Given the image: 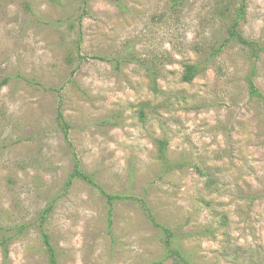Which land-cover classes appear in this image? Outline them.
<instances>
[{
    "label": "rangeland",
    "instance_id": "obj_1",
    "mask_svg": "<svg viewBox=\"0 0 264 264\" xmlns=\"http://www.w3.org/2000/svg\"><path fill=\"white\" fill-rule=\"evenodd\" d=\"M245 5L258 57L228 40L240 0H0V264H50L49 206L58 264H173L137 203L109 219L75 156L105 191L147 199L195 264H264V104L247 83L256 67L264 94V0Z\"/></svg>",
    "mask_w": 264,
    "mask_h": 264
},
{
    "label": "trees",
    "instance_id": "obj_2",
    "mask_svg": "<svg viewBox=\"0 0 264 264\" xmlns=\"http://www.w3.org/2000/svg\"><path fill=\"white\" fill-rule=\"evenodd\" d=\"M245 0H240V6L236 9V17L231 21L229 28H228V34H229V41H236L237 43H240L245 48H248L249 51H251L252 55L258 57L260 51L262 50V47L260 46L259 42L248 40L246 39L240 32V25L241 21L243 20L245 16ZM81 20V17H80ZM78 46H80V42L78 41ZM225 44H222L219 48V50L223 49ZM103 59V57H101ZM201 68L198 67L196 64H187L185 66V71L182 76V80L185 82H190L194 79V77L200 72ZM256 71V67L252 68L249 75L247 76V83L249 86L250 94L252 97L260 99L264 104V94L260 92V90L257 88L255 82H254V74ZM9 81V78H3L0 79V88H2L5 84H7ZM154 89L156 90V85H154ZM57 122L60 128L64 132V136L66 139L69 140V130L70 125L66 121L65 116L61 109V104L58 107L57 111ZM159 143V153H160V161L161 165L163 166L165 171H170L174 169H180V164H174L170 161L167 152H166V140H158ZM75 164L73 169V177L80 178L87 183L99 187L101 191L103 192V195L106 197L107 202L109 204V219L111 220V216L113 215V209L114 204L116 201H129L132 200L133 202L137 203L140 209L143 211L145 216L150 220V222L153 224V226L158 229V233L161 237V242L163 245V251H164V259L171 260L173 264H195L193 260L192 254L184 247V239L182 235L178 232H176L172 227L165 225L162 223L157 215L154 213L151 205L149 204V201L145 199L144 197L136 198L133 195L128 194H119V193H109L102 189L99 184L95 181L93 174H89L82 170L80 161L75 156ZM196 171L201 175H206L207 173L200 167L195 166ZM208 185L212 186L213 179L209 178L207 181ZM71 183V180L68 181V184ZM207 185V183H206ZM52 210V207H47L42 215H41V223L40 227L42 230V235L44 239V244L46 246V250L50 257V264H58L57 263V257H56V250L54 245L52 244V241L50 239V236L44 229V224L48 219V215L50 214ZM6 229L0 225V230ZM27 229L26 224H21L18 227L19 232H23ZM210 231V229H207ZM13 237V235L4 236L2 241L0 242L1 246L6 249L8 241Z\"/></svg>",
    "mask_w": 264,
    "mask_h": 264
}]
</instances>
